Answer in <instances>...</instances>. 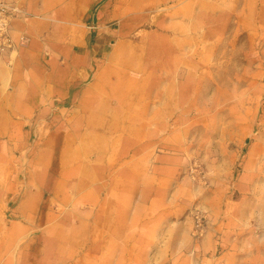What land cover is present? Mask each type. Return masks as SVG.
Instances as JSON below:
<instances>
[{
	"label": "rangeland",
	"instance_id": "1",
	"mask_svg": "<svg viewBox=\"0 0 264 264\" xmlns=\"http://www.w3.org/2000/svg\"><path fill=\"white\" fill-rule=\"evenodd\" d=\"M102 1L50 23L142 52L106 57L104 116L0 112V264H264V0ZM25 15L0 0L4 66Z\"/></svg>",
	"mask_w": 264,
	"mask_h": 264
},
{
	"label": "crops",
	"instance_id": "2",
	"mask_svg": "<svg viewBox=\"0 0 264 264\" xmlns=\"http://www.w3.org/2000/svg\"><path fill=\"white\" fill-rule=\"evenodd\" d=\"M15 1L24 6L26 15L19 19L14 33L19 35L23 32L26 39L23 43L14 34L17 58L13 65L9 63V55L1 58L2 62L9 63L7 66L0 63V68L5 67V72L10 73L4 81V84L10 87L8 92L0 97V112H5L3 115L6 117L14 118V122L9 123L8 127V123L6 124L7 129L23 128L28 131L29 125L30 131L33 132V128L38 130L37 127L41 126L37 125L38 121L57 113L54 109L56 103L62 106L70 103V107L75 105L76 113L85 111L83 114L86 116L106 115L104 107H107V102L112 96L115 82L112 79L113 67L110 62H106V57H137L142 48H121L120 53L112 55V50L97 48L95 41L91 42V31L50 23L64 18L81 19L83 12L80 5H89V18L101 0ZM102 2L97 12L98 21L106 20L110 16L111 0ZM98 36L97 32L95 37ZM162 50L163 48L160 51ZM101 56L103 59L100 60ZM142 59L144 63L150 61V58L143 56ZM1 93L3 87L0 82ZM7 101L14 104L8 106ZM41 181L36 192L32 194L29 191L28 195L40 196L45 179L42 178Z\"/></svg>",
	"mask_w": 264,
	"mask_h": 264
},
{
	"label": "built area",
	"instance_id": "3",
	"mask_svg": "<svg viewBox=\"0 0 264 264\" xmlns=\"http://www.w3.org/2000/svg\"><path fill=\"white\" fill-rule=\"evenodd\" d=\"M2 29H3V28H2V26L0 25V34H2V32H3ZM1 31H2V32H1ZM0 45H3V40L0 41Z\"/></svg>",
	"mask_w": 264,
	"mask_h": 264
}]
</instances>
